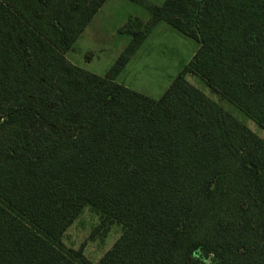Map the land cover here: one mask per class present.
I'll list each match as a JSON object with an SVG mask.
<instances>
[{
	"label": "trees",
	"instance_id": "1",
	"mask_svg": "<svg viewBox=\"0 0 264 264\" xmlns=\"http://www.w3.org/2000/svg\"><path fill=\"white\" fill-rule=\"evenodd\" d=\"M106 0H0V264H93L62 235L90 207L97 264H264V0H166L105 76L67 58ZM199 42L160 99L116 81L159 22Z\"/></svg>",
	"mask_w": 264,
	"mask_h": 264
},
{
	"label": "rangeland",
	"instance_id": "2",
	"mask_svg": "<svg viewBox=\"0 0 264 264\" xmlns=\"http://www.w3.org/2000/svg\"><path fill=\"white\" fill-rule=\"evenodd\" d=\"M154 6H162L165 0H143ZM158 3V4H157ZM150 15L147 8L131 0H110L90 21L77 39L67 58L78 67L105 76L123 53L128 35L121 33L129 20L131 26L145 24L138 18ZM164 35L149 41L126 65L117 78L121 84L153 99H160L175 78L193 57L198 43L194 39ZM188 81L219 103L227 112L252 129L259 136L263 130L253 118L222 95L214 94L198 76L188 75ZM126 86V87H127ZM101 217L90 207H84L79 216L61 237L67 248L82 250L93 264L99 263L104 254L121 236L123 228L118 224L100 227Z\"/></svg>",
	"mask_w": 264,
	"mask_h": 264
},
{
	"label": "crops",
	"instance_id": "3",
	"mask_svg": "<svg viewBox=\"0 0 264 264\" xmlns=\"http://www.w3.org/2000/svg\"><path fill=\"white\" fill-rule=\"evenodd\" d=\"M110 0H106L105 1V3L103 4V6L101 7V9L109 2ZM165 2H166V0H165ZM158 4V3H157ZM164 4V3H163ZM157 6H159V5H157ZM100 9V10H101ZM99 10V11H100ZM138 19H140L141 21H143V22H147V21H149V19H150V15L148 16V17H145V19H142V18H138ZM130 20H133V19H130ZM130 20H129V22H130ZM120 31H122V30H120ZM174 31H177L178 33H180L178 30H176L175 28H173L172 26H170L168 23H166V22H163V21H161V22H159L155 27H154V29L152 30V32L149 34V36L145 39V41L142 43V45L140 46V48L137 50V52L135 53V55L133 56V58L138 54V52L140 51V49L142 50L143 49V47H144V45H146V43H148L149 41H156V40H159L162 36H164V35H169V36H175L176 34H175V32ZM127 35V34H126ZM180 35H181V33H180ZM183 35V34H182ZM183 37H186V36H184L183 35ZM186 38H189V37H186ZM191 39V38H190ZM125 40H126V42H130V40H131V37L130 36H128L127 38H125ZM196 41V40H195ZM197 42V41H196ZM128 43H127V45H128ZM198 43V45H197V47H196V50L194 51V53H193V55L196 53V51L198 50V48H199V42H197ZM127 45H126V47H127ZM125 47V48H126ZM125 48H124V50H125ZM69 54V53H68ZM120 54H122V53H120ZM68 56V55H67ZM120 56V55H119ZM133 58L129 61V63L133 60ZM71 61V60H70ZM72 62V61H71ZM73 63V62H72ZM189 63V62H188ZM187 63V64H188ZM74 64V63H73ZM186 64V65H187ZM185 65V66H186ZM123 71V70H122ZM121 71V72H122ZM120 75V74H119ZM118 75V76H119ZM118 76L116 77V81H117V78H118ZM118 82V81H117ZM118 83H120V82H118ZM121 84V83H120ZM124 85V84H123ZM125 86H127L126 84H125ZM128 87V86H127Z\"/></svg>",
	"mask_w": 264,
	"mask_h": 264
}]
</instances>
